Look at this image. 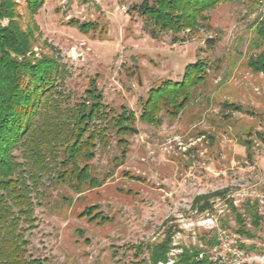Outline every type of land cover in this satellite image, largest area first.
Returning <instances> with one entry per match:
<instances>
[{"label":"rangeland","instance_id":"1","mask_svg":"<svg viewBox=\"0 0 264 264\" xmlns=\"http://www.w3.org/2000/svg\"><path fill=\"white\" fill-rule=\"evenodd\" d=\"M16 1L24 7V0ZM139 2L46 0L35 16L42 40L68 64L66 86L73 100L97 77L105 102L117 110L133 109L139 129L126 136L128 153L119 165L114 158L122 148L116 137L98 150L91 163L103 180L100 186L77 192L48 184L36 207L37 228L28 235L30 252L47 257L45 264H152L142 262L146 250L137 256L128 246L157 242L171 226L176 227L171 249L195 244L207 249L202 238L217 239L221 228L240 235L230 201L243 213L248 201H258L264 215V75L248 66L264 0L221 2L206 12L198 30L181 32L178 41L170 32L152 37L143 17L130 11ZM71 19L98 28L82 32ZM34 51L39 55L42 44ZM197 60L208 62L207 73L187 106L177 115L162 110L160 125L139 120L148 90L165 79L181 80L186 66ZM224 102L238 108L225 109ZM221 189L228 191L210 197L207 209L193 207L198 195ZM90 205H99L112 219L82 216ZM208 211L216 219L213 227L201 224ZM246 215L256 236L240 238L249 248L255 245L251 254L264 255V221L254 228Z\"/></svg>","mask_w":264,"mask_h":264},{"label":"trees","instance_id":"2","mask_svg":"<svg viewBox=\"0 0 264 264\" xmlns=\"http://www.w3.org/2000/svg\"><path fill=\"white\" fill-rule=\"evenodd\" d=\"M24 1L22 8L16 0H0V264H45L47 257H35L30 252L32 241L28 235L37 228L36 207L47 195L48 184L67 185L77 192L100 186L103 180L93 172L91 163L98 150L108 147L116 137L122 148L120 158H114L119 165L128 153L126 136L139 132L136 112L126 105L117 110L106 103L97 77L90 78L84 94L73 100L66 86L71 76L68 64L55 46L42 40L35 18L46 0ZM232 1L235 0H141L130 11L143 17L144 27L152 37L170 32L173 41H178L182 39L181 32L196 31L202 26L207 11ZM69 23L82 32L98 28V23L90 21L71 19ZM256 37L248 66L264 75V12L257 20ZM208 42L214 45L216 40ZM38 44H42V51L36 55L34 47ZM47 46L51 48L49 52L44 50ZM207 68L204 60L191 62L181 80L165 79L151 87L146 99H141L139 120L160 125L162 110L177 115L203 82ZM224 104V108H238ZM227 191L198 195L193 207L203 211L210 207V197ZM258 205V201H248L243 213L230 201L235 229L241 236H256L246 214L251 225L259 228L264 215L259 213ZM99 208L90 205L81 215L101 222L112 219ZM223 226L227 228V222ZM175 230L171 226L161 240L128 248L135 249L137 256L146 250L148 258L142 262L166 261ZM202 239L209 247L217 243L215 237ZM241 247L250 250L255 245L249 248L241 241ZM203 249L198 244L185 246L174 264H211L207 257L199 258Z\"/></svg>","mask_w":264,"mask_h":264},{"label":"built area","instance_id":"3","mask_svg":"<svg viewBox=\"0 0 264 264\" xmlns=\"http://www.w3.org/2000/svg\"><path fill=\"white\" fill-rule=\"evenodd\" d=\"M4 23H7V20H4ZM206 215L201 224L206 223L213 227L216 223L215 217H212L209 211ZM241 241L240 235L237 233L221 228L218 231L217 243L203 249L199 258L207 257L211 264H253L254 262L264 264V255L251 254L247 249L241 247ZM174 245H178L177 240L174 241ZM182 251L183 248L174 246L168 253V259L159 261V264H174L178 253Z\"/></svg>","mask_w":264,"mask_h":264}]
</instances>
